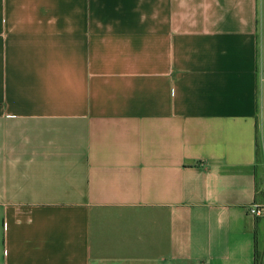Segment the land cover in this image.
Instances as JSON below:
<instances>
[{
	"label": "crops",
	"instance_id": "obj_1",
	"mask_svg": "<svg viewBox=\"0 0 264 264\" xmlns=\"http://www.w3.org/2000/svg\"><path fill=\"white\" fill-rule=\"evenodd\" d=\"M253 202L264 0H0V264H264Z\"/></svg>",
	"mask_w": 264,
	"mask_h": 264
},
{
	"label": "built area",
	"instance_id": "obj_2",
	"mask_svg": "<svg viewBox=\"0 0 264 264\" xmlns=\"http://www.w3.org/2000/svg\"><path fill=\"white\" fill-rule=\"evenodd\" d=\"M246 211L253 217L262 216L264 214V203L258 204L253 202L247 206Z\"/></svg>",
	"mask_w": 264,
	"mask_h": 264
},
{
	"label": "trees",
	"instance_id": "obj_3",
	"mask_svg": "<svg viewBox=\"0 0 264 264\" xmlns=\"http://www.w3.org/2000/svg\"><path fill=\"white\" fill-rule=\"evenodd\" d=\"M257 158V162L259 161L258 160V157ZM258 166V165H257ZM261 260H262V255L260 252H257L256 250L254 251V257H253V264H261Z\"/></svg>",
	"mask_w": 264,
	"mask_h": 264
}]
</instances>
